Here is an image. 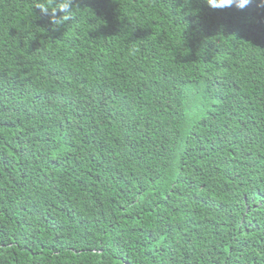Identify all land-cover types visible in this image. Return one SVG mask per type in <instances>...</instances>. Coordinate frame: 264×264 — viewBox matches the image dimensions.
I'll use <instances>...</instances> for the list:
<instances>
[{
    "label": "trees",
    "instance_id": "16d2710c",
    "mask_svg": "<svg viewBox=\"0 0 264 264\" xmlns=\"http://www.w3.org/2000/svg\"><path fill=\"white\" fill-rule=\"evenodd\" d=\"M74 6L0 0V264H264V0Z\"/></svg>",
    "mask_w": 264,
    "mask_h": 264
},
{
    "label": "clouds",
    "instance_id": "9594fccd",
    "mask_svg": "<svg viewBox=\"0 0 264 264\" xmlns=\"http://www.w3.org/2000/svg\"><path fill=\"white\" fill-rule=\"evenodd\" d=\"M236 3L237 7L243 8L250 0H207L208 5L213 8H223ZM38 8L41 12L51 13L50 19L54 26H62L74 21L77 17V6L74 0H33V9ZM57 12L62 15H57Z\"/></svg>",
    "mask_w": 264,
    "mask_h": 264
}]
</instances>
